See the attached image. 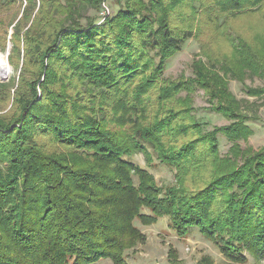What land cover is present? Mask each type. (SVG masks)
I'll return each instance as SVG.
<instances>
[{"label":"trees","instance_id":"16d2710c","mask_svg":"<svg viewBox=\"0 0 264 264\" xmlns=\"http://www.w3.org/2000/svg\"><path fill=\"white\" fill-rule=\"evenodd\" d=\"M25 1L23 19L36 5ZM42 1L27 28L21 20L10 27L8 55L21 59V73L17 107L0 115V264H128L124 253L143 237L134 220L159 217L179 237L198 228L230 258L231 251L244 258L246 248L264 259V147L238 154L241 167L230 156L231 169L189 179L192 167L219 154L218 135L239 151L249 134L240 100L197 63L192 78L161 77L196 31V0H113L117 9L104 19L106 0ZM263 1L207 0L204 7L219 19L259 11ZM15 3L0 0V14ZM234 38L242 65L258 73L250 44ZM0 88L10 96L13 87ZM196 88L228 124L207 131L192 106H163L182 91L189 101ZM137 153L175 169L174 184L158 185L130 159Z\"/></svg>","mask_w":264,"mask_h":264},{"label":"rangeland","instance_id":"374dc122","mask_svg":"<svg viewBox=\"0 0 264 264\" xmlns=\"http://www.w3.org/2000/svg\"><path fill=\"white\" fill-rule=\"evenodd\" d=\"M205 1L207 0H203L201 4L197 0L193 2L197 12L190 16H194L192 20L195 23L196 31L191 38L182 44L181 49L166 62L161 77L162 80L171 81L192 78L193 75H196V67L193 66V63H197L203 67L206 75H209V80H216L214 82L218 88H226L235 98L240 100L239 109L246 117L249 134L239 140L238 152L230 147L231 143L224 135H218L219 154L211 158L214 162L210 160L205 161L204 164L201 162L189 170L193 174V176H189V179L194 183L201 178H208L212 173L231 169L230 156L235 162H232V165H240L241 167L243 159L238 154H242L246 158L249 152L264 147V92L262 91L264 90V77L261 76L264 72V1L259 11L238 14L234 17L223 16L219 19L213 18L212 13L214 12L204 7ZM42 2V0H36L33 9L30 5V14L27 13L28 15H25L24 19L21 14L22 10L27 5L29 6L25 0H16L15 5L13 4L7 13L0 14V54H6L9 48L8 54L10 55L12 46L10 38L13 32L10 27L21 20L22 26L27 28ZM102 6L105 12L109 10L115 13L117 9L113 0H106ZM89 12L93 13L92 11ZM183 13L189 14L190 9L180 10V14ZM28 16L30 19L27 22ZM101 16L103 17V15ZM181 18L183 19V16ZM179 22L181 23V21ZM174 23L176 24V20ZM234 36H240L250 44L251 51L255 54L254 65L260 67L256 69L258 73L252 70L254 74L250 71L251 69L242 65L239 51L234 44ZM9 55L6 57L11 69L4 78H0V84L12 83L13 88L10 96L6 95L4 89L0 88V115L3 116L10 114L17 107L13 101V93L17 88L16 85L21 73V59L19 61L12 60ZM42 79L41 77L40 80ZM250 87L256 88V90L258 88L256 95L246 92L245 88ZM38 92L40 93L39 89ZM189 96V101H187L185 99L187 97L186 92L182 91L175 95V99L164 100L162 104L165 107L170 104L177 107L180 103H182L180 107L183 105L192 106L193 117L204 122L207 131L213 126H223L230 122L223 115L211 109L210 95L207 91L196 88ZM217 101V98L213 99L212 104ZM171 139L167 138V140ZM176 140L177 144L180 143L181 136ZM149 151L152 150L149 149ZM233 153L237 154L238 157L234 158ZM130 159L153 174L158 185L174 184L176 170L171 166L162 164L153 157L151 164H149L141 153L133 154ZM134 226L141 231L143 237L124 253L128 264H264V259L252 256L246 248H242L244 258L241 257V259L233 251L230 252L233 258L222 254L219 251V245L203 236L198 228H191L186 234L179 237L174 229L168 225L166 217H159L152 224H143L140 220L135 219ZM141 233L137 236L140 237ZM94 264L116 263L110 259H101Z\"/></svg>","mask_w":264,"mask_h":264},{"label":"bare ground","instance_id":"6f19581e","mask_svg":"<svg viewBox=\"0 0 264 264\" xmlns=\"http://www.w3.org/2000/svg\"><path fill=\"white\" fill-rule=\"evenodd\" d=\"M8 52L9 51L7 50L6 54H0V78H4L11 69L8 58L6 57Z\"/></svg>","mask_w":264,"mask_h":264},{"label":"built area","instance_id":"2783aa9c","mask_svg":"<svg viewBox=\"0 0 264 264\" xmlns=\"http://www.w3.org/2000/svg\"><path fill=\"white\" fill-rule=\"evenodd\" d=\"M105 8H106V7H105ZM109 13H110L109 10H106V12L103 11V12H102V15H103L102 19H104Z\"/></svg>","mask_w":264,"mask_h":264},{"label":"water","instance_id":"95a60500","mask_svg":"<svg viewBox=\"0 0 264 264\" xmlns=\"http://www.w3.org/2000/svg\"><path fill=\"white\" fill-rule=\"evenodd\" d=\"M7 50L9 51V48ZM3 80H5V79H3Z\"/></svg>","mask_w":264,"mask_h":264}]
</instances>
